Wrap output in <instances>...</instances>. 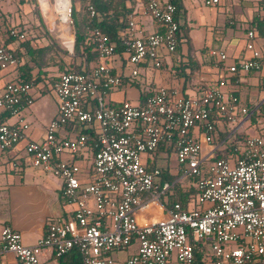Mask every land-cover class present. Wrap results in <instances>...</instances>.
I'll use <instances>...</instances> for the list:
<instances>
[{
  "label": "built area",
  "instance_id": "built-area-1",
  "mask_svg": "<svg viewBox=\"0 0 264 264\" xmlns=\"http://www.w3.org/2000/svg\"><path fill=\"white\" fill-rule=\"evenodd\" d=\"M202 2L210 7L218 0ZM44 4L36 0L42 23L44 7H49L57 32L53 37L71 54V1L44 0ZM87 11L89 19L94 18L90 6ZM174 12V6L165 1L140 0V14L161 31L146 36L135 32L129 14L121 58L99 29H91L90 42L98 60L87 72L59 73L48 84L57 114L38 141L26 139L29 125L21 116L33 103L31 91L36 85L12 80L0 86V151L8 152L23 142L26 164L61 180L64 204L71 207L70 217L54 219L31 247L21 243L17 231L2 226L0 264L7 254L18 264H39L44 256L59 258L72 249L82 264H171L172 259L193 264L191 243L196 241L202 243L203 252L198 264H264V142L245 138L235 158H215L212 148L204 158L200 156L201 145L212 144L213 118L231 124L246 119L247 110L239 99L218 88L198 98H183L159 87L142 104L105 103L108 93L123 82L112 64L116 58L132 65L130 77L135 78L137 67L158 70L162 51H174L178 28ZM5 36L13 45L25 39L15 28ZM254 38L253 31L246 33V60L226 64V54L218 49H209L207 55L225 65L230 74L258 71L264 54L255 49ZM14 49L0 36V74L14 72L21 64ZM10 118L14 121L8 124ZM67 132L75 133L61 134ZM170 144L177 171L194 180L197 190L195 200H189L184 209L178 203L163 204L169 186L164 183L157 190L155 179L161 172L146 168L156 148ZM64 153L71 160L61 159ZM204 160L210 165L207 175L201 176ZM134 239L136 254L118 263L112 253L124 251Z\"/></svg>",
  "mask_w": 264,
  "mask_h": 264
},
{
  "label": "crops",
  "instance_id": "crops-1",
  "mask_svg": "<svg viewBox=\"0 0 264 264\" xmlns=\"http://www.w3.org/2000/svg\"><path fill=\"white\" fill-rule=\"evenodd\" d=\"M180 3L186 15H189L192 10L195 13L192 18H189L188 39L191 52H188L187 45L183 40L180 41L176 54L165 56L163 54L164 51H162V66L160 69L154 70L152 81L148 86L150 90L148 93L151 95L156 88L163 87L174 92L177 97L198 98L206 90L218 88L225 94L230 93L237 97L236 94L239 93L241 80L246 81L248 91L251 90V87L258 90L260 87L258 80L262 78L259 72L264 67V59L261 60V67L258 71L230 74L227 72L225 65H220L210 59L207 51L209 49L223 51L227 56L226 64L246 60L249 58V54L244 49L246 33L254 31L256 35L253 39V45L259 52L264 53V0H218V3L214 7H206L208 9L204 13L198 11V7H196L198 2L195 0H180ZM219 6L223 7L220 13L217 11V7ZM131 14L133 15L135 32L146 36L158 30V27L152 20H148L140 14V0H137V4ZM16 22L14 26L19 25L17 19ZM9 46L13 48L12 43ZM185 62H187L186 66L181 69L180 65ZM178 67L180 69L177 70ZM143 69L147 68L143 67ZM57 75L52 76L55 78ZM124 81L125 78L123 77ZM3 83L0 80V86ZM110 92L107 95L109 97L108 102L117 104L119 103L118 101L123 99L120 92ZM139 102L140 96L138 104ZM29 107H25L21 112L24 121L23 112L25 111L29 115ZM243 121L237 124L236 128L240 127ZM218 122L220 125L217 128ZM212 124L213 131H218L219 141L217 145L213 143L211 146L201 145L200 156L202 158L207 155V152L211 148L214 149L216 158L218 146L230 135H223L221 133L222 130L226 126L233 125L224 118L217 117L212 119ZM74 133L67 132L61 134L73 136ZM43 134L44 132L42 133V137ZM26 139L29 140L27 135ZM18 145L12 150L5 152H13L12 169L8 174L0 175V229L2 226L11 227L20 234L21 243L24 246L31 247L45 234L48 225L54 219H68L71 208L64 204L61 194V180L36 168H30L24 158L18 164L14 161V156L20 153V151L22 152V147L20 148ZM160 151L164 150L161 149ZM232 152H235V149ZM235 157L231 155L227 158L221 157V159ZM60 158L71 160L66 153L62 154ZM150 163L152 164L151 168H156L152 155L147 160L146 166H149ZM126 257L125 255L122 259L115 258V260L121 262ZM2 264H18V262L12 255L7 254L3 257ZM39 264L74 263L69 258L57 260L53 257L44 256L41 258Z\"/></svg>",
  "mask_w": 264,
  "mask_h": 264
},
{
  "label": "rangeland",
  "instance_id": "rangeland-1",
  "mask_svg": "<svg viewBox=\"0 0 264 264\" xmlns=\"http://www.w3.org/2000/svg\"><path fill=\"white\" fill-rule=\"evenodd\" d=\"M198 2L196 7H198V11L206 12V7L203 6L202 0H195ZM41 5L44 6V0H40ZM76 8H78V3L74 1ZM214 7V6H210ZM192 10V9H191ZM201 10V11H200ZM223 7H217V11L222 12ZM198 12V13H199ZM195 13H189L186 15L184 9H181L177 21L178 24L182 27L180 31V36H184L188 38L189 31V18H192ZM32 18V20H31ZM148 20H151L148 17H144ZM16 19L18 20V24L22 26L25 30V39L32 42L34 47L45 46L50 43H54L51 37L57 36L56 31H52L50 27L47 26V20L44 19L42 26L38 21L36 8L33 4L30 3H20L19 0H0V26L5 25H15ZM46 24V25H45ZM47 26V27H46ZM49 30H48V29ZM58 30V29H57ZM45 31L48 33L45 34ZM60 34L62 35V31L59 29ZM13 47H17V45H13ZM163 54L169 55L166 52ZM71 54L65 49V53L61 50L60 47L54 45L52 47V52L50 54L51 60L48 61V66L45 70L48 71V76H52L58 74L60 65L68 64V56ZM113 67L115 68L116 73L121 74L125 81L120 84L118 87L113 88L112 93L120 92L122 96V100L118 101H128L132 105H138V99L141 94L148 93L149 84L151 83V79L154 75V70L152 69H143L142 66L137 67L138 75L135 78L130 77V71L132 69V65L127 62H120L118 59L113 62ZM259 75L262 76L258 80L260 87L257 89L252 88L248 91L246 81H240V89L239 93H237V97L239 99L240 105L247 110L246 119L243 121L242 125L238 128L237 124L226 126L225 129L222 130V134H230L221 145L218 146L217 151L219 152L220 157L227 158L228 156H237L240 153V150L243 146V140L248 137H258L264 142V67L259 72ZM15 78V72L9 71V73L0 74V80L2 82L12 81ZM110 92V93H111ZM31 97L33 99V104L28 108V112H23V116L25 121L29 124L30 129L27 133V138L32 141H38L42 138V133L48 122L51 118L57 113V102L54 97V94L47 84V82L39 83L36 87L31 91ZM109 97L105 98V103H108ZM13 122V118H10L7 123L11 124ZM220 123H217V128ZM213 144H218V131L214 130L212 133ZM20 148L23 146V142L18 145ZM235 149V152L232 150ZM229 151V152H228ZM152 156L154 158V165L156 168L160 169L163 173L161 176L155 179V182H159L162 180L164 175L175 176L178 175L177 182L180 188L183 191L189 190V188H194V181L187 177H182L177 171V165L174 159V155L172 153L158 151L153 152ZM24 158V153L20 151L17 155L14 156V161L20 163L21 159ZM13 164V152L5 153L0 151V175H5L10 172ZM80 165V162H77ZM210 165V161L204 160L200 165V174L201 176L207 175V168ZM30 168H32L30 166ZM34 169V168H33ZM196 196L191 197L195 200ZM67 206V205H66ZM69 207V206H68ZM206 207V205H204ZM71 208V207H69ZM137 241L134 239L124 251L121 252H113L112 256L114 259H122L125 255L127 257H131L137 252ZM206 253H209V248L207 247ZM119 263V261H117ZM172 264H177L174 259L171 261Z\"/></svg>",
  "mask_w": 264,
  "mask_h": 264
},
{
  "label": "trees",
  "instance_id": "trees-1",
  "mask_svg": "<svg viewBox=\"0 0 264 264\" xmlns=\"http://www.w3.org/2000/svg\"><path fill=\"white\" fill-rule=\"evenodd\" d=\"M71 1V19L73 22V47L72 53L68 56V64L60 65L59 73L66 72H87L91 66H93L98 58L97 54L94 51L93 44L90 42L89 31L93 28H97L103 33L108 42L114 45V53L115 56L121 58L123 53V44L126 41L125 30L127 28V16L131 14L134 10L135 5L137 4V0H70ZM74 1L78 3V8L74 4ZM170 3L174 6V19L178 24L177 17L182 9L180 0H160ZM22 3H30L34 4L36 8V13L42 26V20L40 18L36 0H19ZM91 7L94 11V18L89 19L87 8ZM10 28H15L20 32L25 33V30L22 26H9L5 25L0 26V36L3 38L4 44L9 45L13 43L12 40L6 38V32ZM181 26L178 24V28L175 32V49L170 54H176L178 52V46L180 41L183 40L188 48V52H191V47L189 45V39L180 36ZM161 31L160 29L158 30ZM254 33V31H253ZM45 34L48 33L45 31ZM255 34V33H254ZM256 35V34H255ZM54 43L47 44L41 47H34L31 41L24 39L23 41L18 42L14 51L18 54L19 58H21V64L14 69L15 78L13 81L15 82H31L35 85L43 82H47L50 84L54 79L53 76H48V71L45 70L48 66V61L51 60L50 54L52 52V47L54 45L61 48V50L65 53V48L61 44L60 40L55 37H51ZM264 54V53H263ZM187 62L180 65L181 69L186 66ZM180 67L177 68L180 69ZM150 96L149 93H144L140 95V102L142 104L146 97ZM81 132L85 133L86 130H81ZM163 149L168 153L174 152L172 144H170L166 149L161 146H158L155 152ZM216 158H221L219 152H216ZM152 164L150 163L147 166V169H150ZM163 173H160V176ZM178 175L168 176L164 175L162 180L155 183V187L157 190L161 189L162 184L166 183L169 187L164 192L162 197V202L166 206H170L171 204L178 203L182 209L185 208L187 202L191 200L193 196L197 195L196 188H189L187 191H183L178 182L176 181ZM194 181V180H193ZM192 254H193V264H198L203 256L202 252V243L201 242H193L191 243ZM62 258H69L73 261L74 264H82L81 258L78 255L75 249H72L68 254L56 258L57 260Z\"/></svg>",
  "mask_w": 264,
  "mask_h": 264
},
{
  "label": "bare ground",
  "instance_id": "bare-ground-1",
  "mask_svg": "<svg viewBox=\"0 0 264 264\" xmlns=\"http://www.w3.org/2000/svg\"><path fill=\"white\" fill-rule=\"evenodd\" d=\"M43 7V6H42ZM44 10H45V12H46V19L48 20V23H49V25L51 26V28H53L52 29V31H56L55 30V27L54 26H52V17H51V14H50V8L49 7H44Z\"/></svg>",
  "mask_w": 264,
  "mask_h": 264
},
{
  "label": "water",
  "instance_id": "water-1",
  "mask_svg": "<svg viewBox=\"0 0 264 264\" xmlns=\"http://www.w3.org/2000/svg\"><path fill=\"white\" fill-rule=\"evenodd\" d=\"M72 47H73V41H72L71 46H70V48H69L70 53H72Z\"/></svg>",
  "mask_w": 264,
  "mask_h": 264
}]
</instances>
